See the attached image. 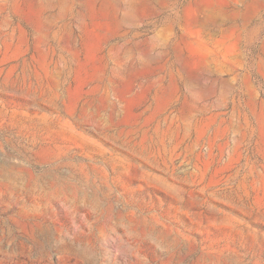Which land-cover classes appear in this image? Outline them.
Returning <instances> with one entry per match:
<instances>
[{"label": "rangeland", "instance_id": "rangeland-1", "mask_svg": "<svg viewBox=\"0 0 264 264\" xmlns=\"http://www.w3.org/2000/svg\"><path fill=\"white\" fill-rule=\"evenodd\" d=\"M0 264H264V0H0Z\"/></svg>", "mask_w": 264, "mask_h": 264}]
</instances>
